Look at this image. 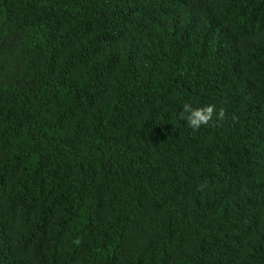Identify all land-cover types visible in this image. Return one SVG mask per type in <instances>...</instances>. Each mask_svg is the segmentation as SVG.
Returning <instances> with one entry per match:
<instances>
[{
	"label": "trees",
	"instance_id": "trees-1",
	"mask_svg": "<svg viewBox=\"0 0 264 264\" xmlns=\"http://www.w3.org/2000/svg\"><path fill=\"white\" fill-rule=\"evenodd\" d=\"M0 264H264V0H0Z\"/></svg>",
	"mask_w": 264,
	"mask_h": 264
},
{
	"label": "clouds",
	"instance_id": "clouds-1",
	"mask_svg": "<svg viewBox=\"0 0 264 264\" xmlns=\"http://www.w3.org/2000/svg\"><path fill=\"white\" fill-rule=\"evenodd\" d=\"M186 122L189 127L196 130L203 125H207L213 117L214 106L207 105L203 108L192 109L186 106Z\"/></svg>",
	"mask_w": 264,
	"mask_h": 264
}]
</instances>
